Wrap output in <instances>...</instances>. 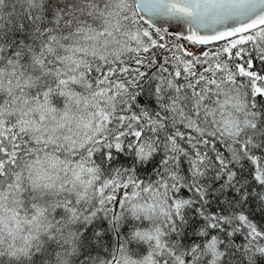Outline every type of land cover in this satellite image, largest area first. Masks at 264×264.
<instances>
[{
	"label": "snow or ice",
	"instance_id": "1",
	"mask_svg": "<svg viewBox=\"0 0 264 264\" xmlns=\"http://www.w3.org/2000/svg\"><path fill=\"white\" fill-rule=\"evenodd\" d=\"M0 264H264V0H0Z\"/></svg>",
	"mask_w": 264,
	"mask_h": 264
}]
</instances>
